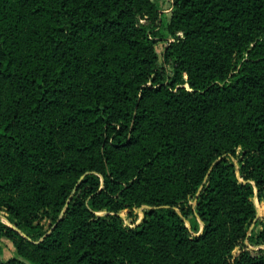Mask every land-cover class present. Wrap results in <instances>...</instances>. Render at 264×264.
<instances>
[{
  "label": "trees",
  "instance_id": "trees-1",
  "mask_svg": "<svg viewBox=\"0 0 264 264\" xmlns=\"http://www.w3.org/2000/svg\"><path fill=\"white\" fill-rule=\"evenodd\" d=\"M157 1L0 0V264H264V0Z\"/></svg>",
  "mask_w": 264,
  "mask_h": 264
},
{
  "label": "rangeland",
  "instance_id": "rangeland-1",
  "mask_svg": "<svg viewBox=\"0 0 264 264\" xmlns=\"http://www.w3.org/2000/svg\"><path fill=\"white\" fill-rule=\"evenodd\" d=\"M158 6L160 11L162 12V20L164 22H166L169 18V14L171 11V0H162V1H157ZM171 40V39H170ZM165 46V43L163 41H158V43L156 44V51L159 54V56L161 55V52L163 50ZM240 152V149H237V153ZM251 201L254 203V206L256 208V213H257V219L260 220L261 222H264V200H258L255 196H253L251 198ZM192 203V201L190 202ZM134 213L136 214V223L141 220L143 218V214L140 212V210H136L134 211ZM121 217L124 219L125 221V225H131L130 224V219L127 218V211H122L121 212ZM6 215H0V218L5 220ZM47 225V222H45V226ZM251 228V227H250ZM249 228V229H250ZM0 249H1V256L0 258L2 260H7L9 258H11L12 256H14L15 251H14V247L12 245V243L7 240V239H1L0 240ZM238 253V248L234 249L233 254H237Z\"/></svg>",
  "mask_w": 264,
  "mask_h": 264
},
{
  "label": "water",
  "instance_id": "water-1",
  "mask_svg": "<svg viewBox=\"0 0 264 264\" xmlns=\"http://www.w3.org/2000/svg\"><path fill=\"white\" fill-rule=\"evenodd\" d=\"M148 208H149L148 206L143 205L139 210H140V212L143 214V212H142L141 209H148ZM120 216H121V215H120ZM256 217H257V216H256ZM140 221H141V220H139L136 224H138ZM186 225L188 226V223H186ZM130 227H133V226H130ZM250 230H251V228L248 230L247 235L250 234ZM244 243H245V245H246L249 249H251V250L264 249V245H260V246H258V247H252V246H250V244L248 243L247 240H245Z\"/></svg>",
  "mask_w": 264,
  "mask_h": 264
}]
</instances>
